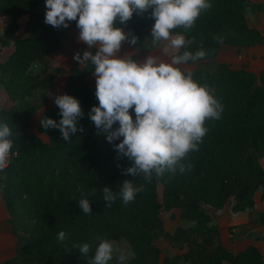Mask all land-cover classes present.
Listing matches in <instances>:
<instances>
[{
  "label": "trees",
  "instance_id": "16d2710c",
  "mask_svg": "<svg viewBox=\"0 0 264 264\" xmlns=\"http://www.w3.org/2000/svg\"><path fill=\"white\" fill-rule=\"evenodd\" d=\"M209 3L212 7L199 16L189 31L182 27L172 30L173 35L194 38L188 51L194 53L201 47L206 50L207 55L197 61L214 56L222 45L233 48L264 45V35L247 22L244 0H209ZM43 4L45 0H0V17L8 18L9 33L18 31V20L27 17L24 27L27 36L16 40L10 56L0 62V73L7 77L11 99L22 102L20 113L15 111L3 121L15 128L11 137L13 154L1 170V182L16 248L14 257L2 264H88L102 239L128 243L133 257L125 264H264V254L257 247L249 245L233 253L216 245L217 235L208 229L200 241L188 244L185 253L162 261L153 242L161 211L181 210L180 219L194 223L198 231L210 222L204 206L220 210L233 202L232 211L241 212L253 208L259 189L264 193V171L259 162L260 156H264V70L254 74L220 63L214 71H191L194 80L215 89L214 95L223 105L221 118L205 121L208 132L198 150L187 154L183 173L179 169L160 176L153 173L146 182L142 177L125 173L132 162L114 149V144L123 137L109 143L107 134L98 130L89 117L91 107L98 106L96 86L91 88L86 82L94 71L90 61L70 70L63 90V94L74 96L81 104L83 116L77 121L78 131L64 140L59 129L42 127L44 118L59 122L56 105L44 110L37 133L28 131V118L37 107H24V99L37 84L27 75V69L32 62L43 61L59 49V28L45 24V14L38 11ZM151 11L133 13L123 24L115 22L116 27L128 34V43L132 44L130 41L135 37L136 43L132 45L143 46L141 29L155 23ZM72 27L79 32L75 21ZM214 37L222 38V42ZM42 103L45 104L44 97ZM129 111L135 119L134 110ZM17 127H22L21 134L15 132ZM118 127V122L113 125V129ZM43 134L47 135V142L39 137ZM125 180L143 185V191L132 202L125 204L117 196L110 207L106 206L102 189L108 186L118 193ZM93 189L96 191L92 194ZM85 197L91 204L90 215L84 214L78 204ZM259 220L264 222V211ZM60 231L66 233L63 242L57 239ZM76 243L91 245L88 256L73 247Z\"/></svg>",
  "mask_w": 264,
  "mask_h": 264
},
{
  "label": "clouds",
  "instance_id": "9594fccd",
  "mask_svg": "<svg viewBox=\"0 0 264 264\" xmlns=\"http://www.w3.org/2000/svg\"><path fill=\"white\" fill-rule=\"evenodd\" d=\"M44 22L54 28L69 27L75 21L79 29V40L91 50L77 53L74 59L80 65L90 61L94 66L98 106L89 112L91 121L98 130L105 132L106 140L114 144L118 155L132 162L125 169L126 174L150 181L153 173L163 175L165 171H185L184 160L188 153L197 151L208 132L206 120H219L223 105L214 95L215 89L193 79L191 71L180 67L188 61H197L207 55L202 47L194 53L187 49L195 42L172 30L182 27L185 32L195 21L212 7L209 0H45ZM152 9L151 18L155 23L151 29L153 46L161 41L168 42L162 51L171 54L166 61L149 55L142 62L131 56L118 55L126 34L115 22L126 23L133 15L143 14ZM218 42L222 38L214 37ZM136 43L133 37L130 41ZM181 49H185L182 54ZM54 104L59 108L60 120H41L45 129H59L64 140L78 131L77 121L83 116L77 98L68 94L56 95ZM134 110L135 119L130 114ZM119 127L113 129L115 123ZM83 131L82 128L79 129ZM12 129L0 122V170H3L12 155ZM99 134V132H98ZM96 189H93L95 193ZM143 185L136 186L133 180H125L118 193L110 187L102 189V198L110 207L119 196L125 204L134 201ZM84 214L92 212L87 197L78 201ZM57 239L63 242L66 233L60 231ZM83 256L91 251L89 243L73 244ZM115 248L108 239H102L95 248L88 264H109ZM118 264H125L127 257L120 252Z\"/></svg>",
  "mask_w": 264,
  "mask_h": 264
},
{
  "label": "rangeland",
  "instance_id": "374dc122",
  "mask_svg": "<svg viewBox=\"0 0 264 264\" xmlns=\"http://www.w3.org/2000/svg\"><path fill=\"white\" fill-rule=\"evenodd\" d=\"M38 11L46 12V5L39 7ZM244 11L248 24L261 31L264 35V0H244ZM27 17L18 20L19 29L15 33H9L7 25L8 19L0 17V40L5 41V44L0 42V62H4L10 56L14 49V42L18 39L25 38L27 33L24 30ZM150 27L141 29L143 37V46L136 47L127 42V39L122 42L121 49L118 53L120 56H131L134 60L142 62L149 55L158 56L163 60H170L171 54H165L162 49L168 42L161 41L158 45L153 46L151 41ZM128 37V34L124 32ZM59 40V49L57 52L46 57L43 61L32 62L28 69L27 75L31 77L37 84L36 88L24 100L25 106L37 107L36 111L28 118V131L37 133V126L40 116L48 107L55 105L54 98L56 95H62L64 87L68 81L69 72L73 67H82L83 64L74 59V56L79 53L81 56L84 51L91 50L95 53V48L89 49L88 46L79 40V32L73 29L72 21L69 22V27H60L57 31ZM224 63L232 69L245 68L258 74L264 70V45L253 48H233L230 46L222 47L214 56L200 61H195L190 64L180 65L183 71H193L197 69H206L214 71L216 67ZM7 77H3L0 73V122L6 120L15 111L20 113L22 107L21 101H14L9 95V90L6 88ZM87 85L91 88L96 86L95 76L92 74L87 78ZM45 98V104L42 103V98ZM15 130L12 129V132ZM17 133L23 132L22 127H17ZM44 141H48L46 134L39 135ZM259 161L264 166V156H260ZM158 196L161 197L162 186H157ZM254 199L256 208L253 206L241 212H250V220L237 224L233 221L235 214L241 212H233V202H229L222 209L217 210L207 206L203 210L210 216V222L200 227L197 231L196 225L192 222L180 219L181 210L161 211L159 214L160 225L153 232L154 244L160 250V261L164 258H172L180 256L186 252L190 242H198L205 235V230L209 233H216L217 237L215 244L222 245L233 253H238L240 250L250 245L254 241L263 242V230L259 233L260 225L264 226V222L259 220V215L264 211V193L259 189ZM262 210V211H261ZM234 216V217H233ZM196 228V229H195ZM204 230V232H203ZM116 251L113 253V259L109 264H117V257L120 252H123L127 261L132 257V251L128 243L124 240L111 241ZM261 253H264L262 244L258 245ZM178 263H182L181 260ZM189 264V263H183Z\"/></svg>",
  "mask_w": 264,
  "mask_h": 264
},
{
  "label": "crops",
  "instance_id": "0c3cea01",
  "mask_svg": "<svg viewBox=\"0 0 264 264\" xmlns=\"http://www.w3.org/2000/svg\"><path fill=\"white\" fill-rule=\"evenodd\" d=\"M3 18L8 19L7 17H3ZM222 47H227V46L226 45H222L220 47V49ZM260 165H261V167H262V169L264 171V166H263L262 162H260ZM254 207L256 208L255 199H254ZM250 212L251 211H249V212H241V213L235 214L234 215L235 218H233V221L236 222L237 224L242 223V221H243V223L244 222L248 223V220H250L249 218L251 216ZM8 218H9L8 212H7V209H6V206H5V202H4V199H3V195H2V182H1V170H0V264L8 261L9 259L14 257V255H15L16 238H15L13 232H12V228H11V225L9 224V222H8ZM258 230H259V233L262 230L264 231V226L260 225V228ZM261 235L263 236L264 232ZM259 244H262L263 249H264V239H263V242L254 241L250 245H253V246L258 248ZM245 248H243L239 252L243 251ZM262 254H264V253H262Z\"/></svg>",
  "mask_w": 264,
  "mask_h": 264
},
{
  "label": "built area",
  "instance_id": "2783aa9c",
  "mask_svg": "<svg viewBox=\"0 0 264 264\" xmlns=\"http://www.w3.org/2000/svg\"><path fill=\"white\" fill-rule=\"evenodd\" d=\"M9 159H10V156H9Z\"/></svg>",
  "mask_w": 264,
  "mask_h": 264
}]
</instances>
